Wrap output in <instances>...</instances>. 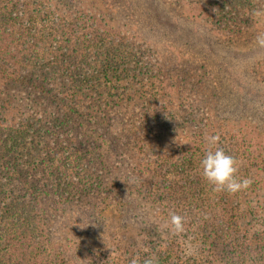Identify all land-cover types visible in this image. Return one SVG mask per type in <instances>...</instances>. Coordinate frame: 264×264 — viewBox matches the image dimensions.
Wrapping results in <instances>:
<instances>
[{
    "label": "rangeland",
    "instance_id": "rangeland-1",
    "mask_svg": "<svg viewBox=\"0 0 264 264\" xmlns=\"http://www.w3.org/2000/svg\"><path fill=\"white\" fill-rule=\"evenodd\" d=\"M24 1L32 4L45 1L44 6L60 9L62 19L65 16L67 22L74 25L73 30L63 33L56 42L47 38L38 42L44 57L47 53L76 57L68 61L73 67L79 69L82 66L87 72L92 65L100 68V56H103L113 67L110 75L104 73L98 80L87 84L93 88L81 94L83 99L75 98L78 95L67 96L68 104L62 101V106L78 113L87 109L89 114L102 116L101 112L95 114L96 102L100 106H111L113 101H108L111 95L115 100L129 96L133 100L127 113L135 122L132 131L137 132L139 118L143 119L142 115L134 118L135 109L140 105V100L134 98L141 94H155L158 100L153 102V107L168 108V112L176 117L171 132L168 130L163 135L179 142L185 133L193 138L198 135L204 142L208 136L219 135L218 147L238 161V176L252 181L247 190L228 193L230 202L222 205L213 216L216 213L211 208L214 199L223 193L214 192L203 179L202 172L189 169L186 175L174 179L168 176L174 184L186 187V195L192 193L195 198H201L199 201L204 203L208 213L207 227L198 231L190 229L204 226L196 219L194 226L186 222L182 234L172 235L163 225L173 213L180 214L182 209L174 205L167 184L158 183L160 188L154 187L150 192L145 188L131 192L119 186L123 180L131 181L126 168L118 173L119 182L115 181L118 174H107L105 190L101 188L99 195H95L94 206L70 204L62 209L61 203L47 200L45 221L53 237L51 241L47 240L44 250L49 264H131L133 259L143 264L149 256L154 258L155 264H264V236L260 237L264 235V214L249 224L252 217L248 204L250 200L255 203L254 195L259 193L261 196V188H264V183L257 186L258 190L253 185L256 181H264V142L257 141L258 147L241 144L246 131L256 137L258 132H264V48L256 43L257 34L264 33V19L251 15L253 9L264 8V0H117L116 11L106 9L101 4L105 0H0V9L7 7L11 15L17 16L21 14L19 4ZM98 13L103 21L102 27L95 26L94 17L97 19ZM83 37L95 41L94 57H77ZM144 43H147V49ZM6 45L5 41L0 42V57L9 52ZM146 50L156 52L148 54ZM163 52L167 56L160 59ZM162 83L163 87L169 84L174 87L167 100L168 95L158 96L162 91L158 87ZM70 84L65 85L62 81V93ZM117 84L121 86L120 90H109ZM55 85L60 87L59 82ZM112 108L114 120L122 113H119V107ZM185 114L193 119L189 126L185 124ZM184 124L186 128L182 127ZM164 127L168 124L165 123ZM66 141V148L57 156L48 158L47 151H42L46 156L40 158L46 170L42 178L47 175L50 183L61 186L66 181L73 182L76 196V181L89 178L91 174L97 176L99 170L97 173H92L94 168L90 169L91 172L88 170L86 163L93 157L82 152L74 137ZM171 144L167 138V142L158 144L160 148L157 149L162 147L171 152ZM160 155L158 150L152 152V160ZM51 189L62 192V188ZM14 193L17 190L10 188L8 195ZM0 199H3L0 207L12 203L8 196ZM235 205L238 206L233 208ZM91 206L95 207L94 211L89 209ZM188 206L185 204L184 209H189L193 215ZM200 209L205 213L204 208ZM195 212L198 217L202 216L198 209ZM246 214L247 218L244 217ZM229 217L236 220L235 227L233 223L229 224ZM76 223L79 226L72 225ZM235 231L234 236L232 232ZM238 241L243 252L240 255L236 250ZM4 264L8 262L5 260Z\"/></svg>",
    "mask_w": 264,
    "mask_h": 264
},
{
    "label": "trees",
    "instance_id": "trees-1",
    "mask_svg": "<svg viewBox=\"0 0 264 264\" xmlns=\"http://www.w3.org/2000/svg\"><path fill=\"white\" fill-rule=\"evenodd\" d=\"M113 1L115 0H105L101 4H104L105 8L110 11H116L117 0ZM44 3L46 2L40 1L32 4L24 1L19 4L21 14L17 16L11 15L7 7L0 9V42L5 41L8 44L6 51H9L6 56L0 57V197L8 196L12 200V203L5 208L0 207V264H4L5 260L8 264H49L46 258L47 251L44 250L47 240L51 241L53 237L51 231L48 232L47 220L45 221L47 200L61 203L62 209L70 204L84 207L91 204L94 206L95 195H99L100 190H105L106 181L104 180L107 174L114 173L116 175L125 168L131 174V181L127 183L126 180H123L119 184L121 188H126L131 192L145 188L150 192L154 187L160 188L157 186L158 183L163 186L167 184L168 189L171 190L170 195L174 197L172 198L174 205H177V209L178 207L182 209L181 213L177 215L184 217L185 224L190 222V226H194L198 219L204 226L199 225L190 229L195 228L194 231H198L207 227L206 214L208 213L204 203L199 201L201 198H195L192 193L186 195L188 192L184 185L174 184V181L168 178V176H173L174 179L186 175V170L189 169H195L197 173L202 172L200 161L205 155L207 142H204L198 135L193 138L186 133L180 142L178 139L173 141L170 137L163 135L167 134L168 130L171 132L170 128L176 123V117L168 112V108L153 107V102L158 100V97L152 93H149L148 96L141 94L139 98H134L140 100V105L136 109L134 108L137 111L134 118H139L142 115L143 119L139 118L137 132L132 131L131 127H134L135 122L132 116L127 113L133 100L129 96L124 100H115L111 95L108 99V101H113L111 106L106 104L100 106L96 102L97 111L95 114L101 112L102 116H95L94 113L89 114L87 109L84 113H78L75 109L72 111L65 105L62 106V101L68 104L67 96L71 98L70 96L78 95L75 98L83 99L81 94L88 93L93 88L87 84L98 80L99 76L104 73L110 75L113 67L111 63L102 58L103 56H100L101 61L98 65L100 68H94L92 65L90 68L88 67L87 72L83 70L82 66H79L78 69L68 61L76 57L61 53L57 56L47 53L44 57L45 53L39 49L38 42L42 38L56 42L63 33L73 30L74 26L67 22L65 16L64 20L62 19L60 9L44 6ZM24 14L26 16H23ZM84 14L86 16V13ZM98 16L99 19L94 17L97 24L95 26L101 25L100 27H102L103 21H101L99 13ZM94 42L91 38L83 37L79 43L81 51L77 57L79 59L94 57L96 50ZM101 42L104 44V41ZM146 44L145 49L148 48ZM162 44L163 42L161 46ZM134 47L137 48L136 45ZM141 50L145 53L143 49ZM146 51L149 52L148 54L156 52ZM163 56L167 55L163 52L159 57L157 54L160 59ZM91 62L89 61V63ZM158 66L161 68L162 63L159 62ZM144 71L146 74V70ZM62 81L65 85L72 83L71 86L64 89L63 93ZM58 82L60 87L55 85ZM163 84L158 87L159 91L162 88L158 95L159 98L174 92V87L171 84L164 87ZM110 89L115 92L120 90L121 86L117 84L109 87ZM115 97L117 98V96ZM168 98L169 95L165 100ZM112 106L119 107V113L120 111L122 113L120 116H115L114 120ZM185 115V124L189 126L193 123V119H191V115ZM165 123L168 124V127H164ZM185 124L182 127L186 128ZM258 134L257 137L251 136L246 131L241 144L258 147L257 141L264 142V132H258ZM72 137L76 139L82 152H86V156L93 157L86 163L89 167L88 170L91 172L90 169L94 168L92 173H97V169L99 170L97 176L91 174L89 178L84 177V179L80 178L76 181L78 185L76 189L78 195L76 196L74 195L73 182L66 181L61 186V184L50 183L47 175L46 178H42L45 177L46 170L40 159L46 156L54 157L62 153V149L67 146L66 140H70ZM167 138L173 144L172 151L162 147L157 149L160 148L158 144L167 142ZM156 150L160 151L161 155L152 160V152ZM42 151H47L49 155L44 156ZM252 157L255 156L252 155ZM180 160L183 162H178ZM144 173L147 175L146 178ZM38 174H41V177ZM138 177L142 180H139ZM188 180L186 179V182ZM115 181L119 182V174ZM262 183L264 181L259 180L253 185L257 187ZM56 187L62 188V192L51 189ZM10 188L17 190V193L9 196ZM3 189H6V192L2 193ZM258 189L260 188L257 187L255 190ZM69 190L72 192H68ZM260 192H262L261 196L258 193L253 197L255 203H251V200L248 202L251 205L249 215L252 217L249 224H252L256 217H261V214H264V188H261ZM1 201L3 199H0V204ZM229 202L228 193L223 192L222 195H217L211 206L216 210L213 216L217 214V210H220L222 205L225 206ZM185 204L190 206L188 207L192 209L193 215L189 209H184ZM93 206L89 209L92 208L94 211L95 207ZM237 206L235 205L233 208ZM199 207L204 208L205 213L201 212ZM197 209L201 212V217H198L195 212ZM235 214L236 211H234ZM247 216L248 214L244 217L247 218ZM190 217L194 218L188 221ZM228 220L230 225L233 223L232 226H236V220L234 221L233 217H229ZM77 223L72 225H78ZM232 234L235 236L236 231ZM240 245V241H238L236 250L239 255L243 254ZM241 257L246 258L245 256Z\"/></svg>",
    "mask_w": 264,
    "mask_h": 264
},
{
    "label": "clouds",
    "instance_id": "clouds-1",
    "mask_svg": "<svg viewBox=\"0 0 264 264\" xmlns=\"http://www.w3.org/2000/svg\"><path fill=\"white\" fill-rule=\"evenodd\" d=\"M251 15L257 19H264V8L253 9ZM256 43L264 48V33L257 34ZM205 139L207 148L200 161L203 179L212 186L216 193L236 194L247 190L252 181L238 176V161L227 154L223 148L218 147L219 135L208 136ZM163 227L168 229L172 235H180L185 231L184 217L173 213ZM131 264H138V260L133 259ZM143 264H155L154 258L149 256Z\"/></svg>",
    "mask_w": 264,
    "mask_h": 264
}]
</instances>
